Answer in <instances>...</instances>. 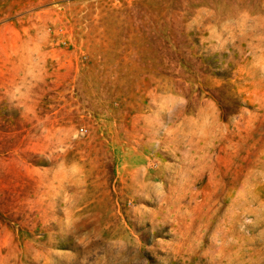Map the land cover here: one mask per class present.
Listing matches in <instances>:
<instances>
[{"label":"rangeland","instance_id":"rangeland-1","mask_svg":"<svg viewBox=\"0 0 264 264\" xmlns=\"http://www.w3.org/2000/svg\"><path fill=\"white\" fill-rule=\"evenodd\" d=\"M0 264H264V0H0Z\"/></svg>","mask_w":264,"mask_h":264},{"label":"bare ground","instance_id":"bare-ground-1","mask_svg":"<svg viewBox=\"0 0 264 264\" xmlns=\"http://www.w3.org/2000/svg\"><path fill=\"white\" fill-rule=\"evenodd\" d=\"M127 163V162H126Z\"/></svg>","mask_w":264,"mask_h":264}]
</instances>
